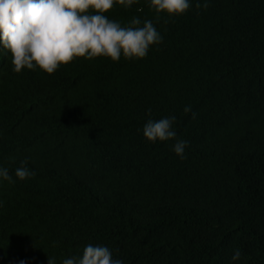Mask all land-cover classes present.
Wrapping results in <instances>:
<instances>
[{"label": "trees", "instance_id": "16d2710c", "mask_svg": "<svg viewBox=\"0 0 264 264\" xmlns=\"http://www.w3.org/2000/svg\"><path fill=\"white\" fill-rule=\"evenodd\" d=\"M105 15L152 20L163 41L53 74L14 73L0 49V167L14 181L0 182V264H62L89 243L124 264H264V0ZM171 115L183 158L143 136ZM22 161L34 175L18 180Z\"/></svg>", "mask_w": 264, "mask_h": 264}, {"label": "clouds", "instance_id": "9594fccd", "mask_svg": "<svg viewBox=\"0 0 264 264\" xmlns=\"http://www.w3.org/2000/svg\"><path fill=\"white\" fill-rule=\"evenodd\" d=\"M146 2L158 15L168 16H181L191 5V0ZM135 3L138 0H0V49L11 55L14 73L39 69L53 74L62 65L81 57L87 60L107 57L113 62L121 57L143 59L153 45L163 41L153 21L133 16L124 26L105 15L114 4L127 9ZM189 111L190 106H185L184 112ZM175 120L174 115L148 119L143 126V136L151 143L174 141V153L183 158L188 142L177 138ZM21 164L14 173L18 180L34 175L26 161ZM2 181L14 182L5 167H0ZM240 257L241 252L236 249L231 260L236 262ZM48 264H56L55 257H48ZM62 264H124V261L113 258L108 246L89 243L84 246L82 255L64 258Z\"/></svg>", "mask_w": 264, "mask_h": 264}]
</instances>
